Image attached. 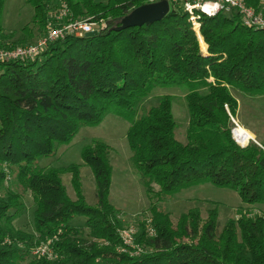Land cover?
Instances as JSON below:
<instances>
[{
    "label": "trees",
    "instance_id": "16d2710c",
    "mask_svg": "<svg viewBox=\"0 0 264 264\" xmlns=\"http://www.w3.org/2000/svg\"><path fill=\"white\" fill-rule=\"evenodd\" d=\"M56 1L27 0L39 36ZM63 1L74 18L104 20L107 26L95 37L55 42L35 60L0 62V264H264V215L241 211L221 226L217 208L205 218L199 209L189 210L174 223L152 204L154 235L148 219L138 222L134 239L143 252L122 253L120 232L127 223L110 201L111 149L104 143L82 151L95 178V206L85 201L79 165L39 166L82 128L97 127L113 114L130 124L132 163L151 201L211 184L237 192L244 205L264 207V137L246 147L235 141L238 102L231 94L236 88L264 95V32L245 28L234 13L204 17L201 50L179 6L153 25L119 30L121 20L145 0ZM4 8L0 0V48L32 40L36 33L27 26V39L9 44L13 36L3 30ZM168 87L189 90L186 143L177 139L173 97L142 109L157 88ZM66 174L75 200L63 184ZM27 194L33 234L14 226L26 212ZM81 218L85 225L74 227ZM47 241L54 259L33 258L32 250Z\"/></svg>",
    "mask_w": 264,
    "mask_h": 264
},
{
    "label": "rangeland",
    "instance_id": "374dc122",
    "mask_svg": "<svg viewBox=\"0 0 264 264\" xmlns=\"http://www.w3.org/2000/svg\"><path fill=\"white\" fill-rule=\"evenodd\" d=\"M94 1L106 4L110 0ZM33 16L34 8L27 0H5L2 26L5 34H12L13 36V40L9 44L17 45L20 44L21 40L27 39L23 32L27 26L34 30L36 34L32 40H28L26 44L18 45L17 47L33 45L43 37L45 31L39 36L40 34L31 25ZM198 39L201 50H206L202 37L201 39L198 37ZM17 47L0 49L12 50ZM188 93L189 90L185 87L157 88L151 97L143 103L142 107V109H148L157 106L159 99L164 96L173 97L172 112L177 124V139L182 143L187 142L189 112L186 95ZM231 94L238 102L237 117L234 119L236 124L232 121L235 128L239 125L248 132L253 133L255 141H261L264 137V95L251 96L236 88L231 89ZM129 125L126 120L109 114L99 126L82 128L71 144L57 148L55 156L40 160L39 166L41 168H63L79 165L85 201L88 205L95 206V178L91 168L83 163L82 151L85 147L93 146L96 143L108 145L111 149L110 162L112 165L110 201L120 211L121 218L127 223L126 228L136 229L138 222L147 219L150 221V207L152 204H156L160 210L170 213L174 223L178 221L182 214L192 209H199L205 218L209 210L217 208L221 226H224L229 219L238 218L241 211L251 216L264 215V207L244 205L237 192L216 188L211 184L185 189L164 201L156 199L151 201L132 163V152L127 141ZM71 177L70 174H66L62 177V181L67 188L69 197L75 200L76 196L72 187ZM154 189L156 191L159 190L157 186H154ZM25 204L26 212L14 223V226L27 234H33L34 207L29 194L25 196ZM72 225L74 227H83L85 219H76L72 222ZM41 244L45 243H40L38 247L32 250L33 258H42L35 254Z\"/></svg>",
    "mask_w": 264,
    "mask_h": 264
},
{
    "label": "built area",
    "instance_id": "2783aa9c",
    "mask_svg": "<svg viewBox=\"0 0 264 264\" xmlns=\"http://www.w3.org/2000/svg\"><path fill=\"white\" fill-rule=\"evenodd\" d=\"M162 0H145V4H154ZM170 6H179L184 14L187 15L188 22L192 29L201 39L200 30L202 18H215L220 14L234 13L239 18L241 24L248 29L264 32V0H167ZM106 21H92L91 19L74 18L69 6L63 0H57L55 8L48 13V19L45 26V34L33 45L17 47L12 50L0 49V62L11 61H32L40 57L47 48L58 41H64L68 37L84 38L86 34L106 28ZM235 141L241 146L246 147L249 141L241 145L235 138ZM147 229L151 236L154 230L148 221ZM135 228H125L120 232V238L123 247L122 253H129L137 256L143 252V249L136 245ZM35 253V252H34ZM38 257H47L54 259L50 249V242L41 244L35 253Z\"/></svg>",
    "mask_w": 264,
    "mask_h": 264
},
{
    "label": "water",
    "instance_id": "95a60500",
    "mask_svg": "<svg viewBox=\"0 0 264 264\" xmlns=\"http://www.w3.org/2000/svg\"><path fill=\"white\" fill-rule=\"evenodd\" d=\"M170 10L171 9L167 0H162L154 4H144L143 6L131 11L121 20V27L119 28V30H127L130 28H140L143 26L153 25L157 22L162 21L169 14ZM98 34L99 32L94 31L86 34L85 38L95 37ZM232 121L235 123L234 119H232ZM251 140L255 141L254 138H252Z\"/></svg>",
    "mask_w": 264,
    "mask_h": 264
},
{
    "label": "bare ground",
    "instance_id": "6f19581e",
    "mask_svg": "<svg viewBox=\"0 0 264 264\" xmlns=\"http://www.w3.org/2000/svg\"><path fill=\"white\" fill-rule=\"evenodd\" d=\"M234 136L241 145L246 144L253 138V135L250 132L239 125L234 130Z\"/></svg>",
    "mask_w": 264,
    "mask_h": 264
},
{
    "label": "crops",
    "instance_id": "0c3cea01",
    "mask_svg": "<svg viewBox=\"0 0 264 264\" xmlns=\"http://www.w3.org/2000/svg\"><path fill=\"white\" fill-rule=\"evenodd\" d=\"M251 133V132H250ZM252 135H253V137H254V134L253 133H251ZM256 142V141H255Z\"/></svg>",
    "mask_w": 264,
    "mask_h": 264
}]
</instances>
